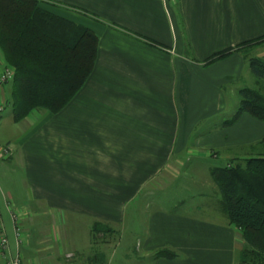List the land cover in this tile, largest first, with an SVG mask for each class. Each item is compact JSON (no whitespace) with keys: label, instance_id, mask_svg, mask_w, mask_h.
I'll list each match as a JSON object with an SVG mask.
<instances>
[{"label":"crops","instance_id":"1","mask_svg":"<svg viewBox=\"0 0 264 264\" xmlns=\"http://www.w3.org/2000/svg\"><path fill=\"white\" fill-rule=\"evenodd\" d=\"M41 1L93 31L97 56L59 113L32 112L0 141L11 148L9 157L0 153V212L9 241L0 247V264L17 255L24 264H238L240 232L228 224L220 194L205 202L206 190H219L200 166L246 154L264 135L248 114L217 128L236 111L238 90L257 82L237 51L204 61L264 36V0ZM250 54L263 57L264 42ZM6 68L0 55V74ZM10 89V82L0 89L3 109ZM192 159L199 200L188 202L193 192L186 188L174 208L158 204V184L183 174ZM206 209L220 217L198 215ZM10 210L19 214L15 222ZM101 226L139 231L137 241L115 259L123 242L103 250L108 235L99 233L101 242L93 237ZM164 248L179 257H153Z\"/></svg>","mask_w":264,"mask_h":264},{"label":"trees","instance_id":"2","mask_svg":"<svg viewBox=\"0 0 264 264\" xmlns=\"http://www.w3.org/2000/svg\"><path fill=\"white\" fill-rule=\"evenodd\" d=\"M41 2L0 0V51L7 68L14 71L7 101L14 122L27 119L34 111L59 113L84 86L96 61V34L43 8ZM263 42L264 36L246 41L204 61L209 65L237 51L247 59L257 82L255 88L238 90L237 109L221 128L234 125L243 114L264 122V56L250 54ZM226 162L210 167L209 175L220 192L228 224L241 235L238 264H264V137L248 147L246 156L237 154ZM101 227L93 229L95 241L99 233L115 232ZM153 257L175 259L179 255L164 248Z\"/></svg>","mask_w":264,"mask_h":264},{"label":"rangeland","instance_id":"3","mask_svg":"<svg viewBox=\"0 0 264 264\" xmlns=\"http://www.w3.org/2000/svg\"><path fill=\"white\" fill-rule=\"evenodd\" d=\"M0 55L3 58V53L1 51H0ZM11 82L12 81H10V86H11ZM238 102H239V98H238ZM35 112H37V111H34L33 113H35ZM228 113H229V111H228ZM1 114L2 115L0 117V141H2V143H6L10 139V137H12L15 133H17V131H19L21 129V127H23L24 121L26 119L15 124V122L12 120V107L10 104L5 106V108L3 109V112ZM30 116L27 119H29ZM230 118H231V116H229L227 114L223 115L222 123L225 120L230 119ZM258 122H259V132L258 133H260L261 131L262 132L264 131V122H261V121H258ZM220 125L217 128H220L223 130L231 127V126H226V127L221 128ZM258 133H255V135H257ZM194 137H195V135H194ZM263 137H264V135L261 136L260 140ZM258 141H256L253 144H256ZM253 144L248 145L246 147V149L248 150V147L253 145ZM236 155H237V153H232V157H234ZM246 155H247V153L240 155V156H246ZM226 163L227 162L223 161V160H213V159L205 160L204 164L201 163L200 172H202L204 170L207 178H209L208 174H207V170L210 169V167H212V166H223ZM197 164L198 163H196V160L192 159L188 163H185V165L183 166L182 172L185 171L183 174H180V176L177 175L176 177L172 178L170 181L167 180V182H165V184H161V183L158 184V186H157L158 189H157V193H156V197H155V198H157V195L159 197V199L158 198L156 199L158 204L161 203L167 209H172V208H174L173 205L175 202H177L179 195L183 196L187 191L189 192V189L192 192L195 191L196 193H198L197 190H194L195 185L192 183V182L197 180V177L194 173L195 167H197ZM11 174L14 175V178H18L20 175V173L18 171L16 173L11 171ZM212 184L215 188H217L214 183H212ZM186 188L188 189L187 191H186ZM216 190H218V189H216ZM195 192L192 193L193 196L190 197L188 202L193 203V202H197L199 200V197L197 196V194ZM206 192L210 193V197H207V199H205V202L210 201L211 204H213L215 202L216 198H218V194H220L219 192L217 193L216 191H212V189L210 191L208 189V190H206ZM212 192H216V193L213 194ZM219 198H220V195H219ZM179 210L184 211V210H186V208L180 206ZM8 213H9V217H11V213L9 211H8ZM197 213L199 216L206 218V219H212L213 216L214 217L219 216L217 214L216 215L213 214L214 211H212L211 209L210 210H207V209L202 210V211H199ZM1 216H2V214H1ZM2 219H3V216H2ZM122 233H123V235H122ZM138 233H139V231L131 232V233L126 232L124 230H123V232L122 231H118V232L115 231L114 234L108 235V238L105 239L103 250L106 249V244H110L111 246H113L116 244V242H123L122 246L119 248V250L117 251V253L115 255V259H121L122 255H121L120 251H123L126 247H128V242H131V243L136 242L137 241L136 238H138V236H137ZM121 237H122V240H121ZM97 241L101 242V239H99ZM100 247H101V244L99 245V249H100ZM104 258H105V256H104Z\"/></svg>","mask_w":264,"mask_h":264},{"label":"built area","instance_id":"4","mask_svg":"<svg viewBox=\"0 0 264 264\" xmlns=\"http://www.w3.org/2000/svg\"><path fill=\"white\" fill-rule=\"evenodd\" d=\"M14 77V71L11 68H6L5 71H3L0 74V89L2 85L6 82H10L13 80ZM3 110V105H0V112ZM0 153L4 157H9L11 154V148L9 146H4L0 147ZM11 216L13 221L15 222L19 218V214L17 212H13L10 210ZM15 236L17 242H20V231L18 228L15 230ZM9 246V241L6 235L5 227H4V222L1 216L0 212V247L1 249H7ZM5 264H24L21 260V258L17 255L14 256L8 260H6Z\"/></svg>","mask_w":264,"mask_h":264}]
</instances>
